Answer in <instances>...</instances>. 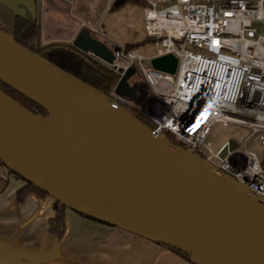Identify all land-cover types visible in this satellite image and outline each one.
<instances>
[{
	"label": "water",
	"instance_id": "95a60500",
	"mask_svg": "<svg viewBox=\"0 0 264 264\" xmlns=\"http://www.w3.org/2000/svg\"><path fill=\"white\" fill-rule=\"evenodd\" d=\"M107 63L114 50L82 28L72 42ZM118 48L115 49V51ZM177 58L151 59L174 74ZM128 68L116 94L134 97ZM0 162L75 212L210 264H264V197L204 158L154 134L101 90L15 41L0 27ZM224 147L221 157H224Z\"/></svg>",
	"mask_w": 264,
	"mask_h": 264
},
{
	"label": "built area",
	"instance_id": "2783aa9c",
	"mask_svg": "<svg viewBox=\"0 0 264 264\" xmlns=\"http://www.w3.org/2000/svg\"><path fill=\"white\" fill-rule=\"evenodd\" d=\"M257 22H264V0H147L143 25L156 47L152 55L125 46L111 48L112 64L89 55L118 74L108 94L116 104L144 115L154 134L170 133L220 173L264 197V34ZM95 33L106 39L104 32ZM166 54L178 60L174 74L151 66V59ZM130 67L133 99L115 92ZM216 123L245 128L243 149L229 141L211 147L206 140ZM252 138L261 152L249 146Z\"/></svg>",
	"mask_w": 264,
	"mask_h": 264
},
{
	"label": "crops",
	"instance_id": "0c3cea01",
	"mask_svg": "<svg viewBox=\"0 0 264 264\" xmlns=\"http://www.w3.org/2000/svg\"><path fill=\"white\" fill-rule=\"evenodd\" d=\"M116 1L0 0V27L12 34L15 16L28 10L36 15L41 44L72 43L82 28L91 33L102 31L107 38L102 21L108 13H123L133 4L113 11ZM139 7L144 17V7ZM239 128L241 136L246 135L247 130ZM24 185L25 181L0 162V264H199L194 258L187 260L160 244L69 208L64 233L57 238L48 232L55 200L31 193L19 203L16 193Z\"/></svg>",
	"mask_w": 264,
	"mask_h": 264
},
{
	"label": "trees",
	"instance_id": "16d2710c",
	"mask_svg": "<svg viewBox=\"0 0 264 264\" xmlns=\"http://www.w3.org/2000/svg\"><path fill=\"white\" fill-rule=\"evenodd\" d=\"M126 3H133L144 8L146 7V2L144 0H117L115 3L112 4L111 10H117ZM12 35L15 41L19 44L41 55L42 57L46 58L50 62L60 67L61 69L80 78L91 86L101 90L105 94L110 93L112 87L115 85L118 79V74L114 70L110 69L95 58L91 57L89 54L84 53L79 49L75 48L72 43L52 42L47 44H41L39 40L40 26L37 21L36 15L34 13L29 12L28 10H25L24 13H18L15 16L14 31ZM148 41L151 40L146 37V39L143 40L142 43H147ZM139 46L140 43H131L125 45L127 49L134 47L138 48ZM0 89L16 101H18L20 104H22L24 107L31 110L32 112L44 116L47 115V112L44 108H42L37 103L24 96L23 94L19 93L18 91L14 90L2 81H0ZM132 114L148 127H153L152 121L144 115L133 112ZM166 135L173 143L180 144L170 133H166ZM16 175L20 177L23 181H25L21 176H19L18 174ZM31 193H34L41 198L49 196L47 192L37 188L34 184L25 181V185L18 189L16 193V199L19 203H21L24 201L25 197ZM66 209L67 207L65 205L61 204L58 201H55V216L50 219L48 232L53 234L57 238H60L64 233ZM79 214L85 218L107 224L105 222L88 217L82 213ZM155 243L162 245L163 247L171 250L172 252L178 254L179 256L187 260H192L193 258L189 254L184 253L183 251L177 248L167 246L158 242Z\"/></svg>",
	"mask_w": 264,
	"mask_h": 264
},
{
	"label": "rangeland",
	"instance_id": "374dc122",
	"mask_svg": "<svg viewBox=\"0 0 264 264\" xmlns=\"http://www.w3.org/2000/svg\"><path fill=\"white\" fill-rule=\"evenodd\" d=\"M143 19V9L135 4H130L126 7L125 12L108 13L105 20L102 21L107 34L106 39L93 32L91 34L110 48L116 47V45L125 46L126 44L139 42V52L144 56H150L155 52L156 47L151 39L147 43H142L146 39ZM254 26L258 33L264 34V22L254 23ZM244 135L241 136L240 128L237 125L216 123L212 126L206 142L214 149H218L223 143L229 141L233 148L242 150ZM249 146L256 152L262 151L255 138L249 141ZM193 258L199 264H210L199 258Z\"/></svg>",
	"mask_w": 264,
	"mask_h": 264
}]
</instances>
